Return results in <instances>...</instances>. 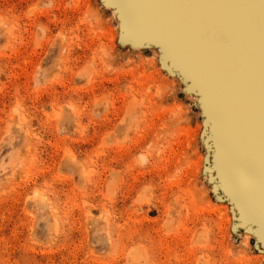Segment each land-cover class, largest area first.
<instances>
[{
	"label": "rangeland",
	"instance_id": "obj_1",
	"mask_svg": "<svg viewBox=\"0 0 264 264\" xmlns=\"http://www.w3.org/2000/svg\"><path fill=\"white\" fill-rule=\"evenodd\" d=\"M119 9L0 0V264H264L234 228L199 93L160 46L122 39ZM237 130L264 206L242 102Z\"/></svg>",
	"mask_w": 264,
	"mask_h": 264
},
{
	"label": "bare ground",
	"instance_id": "obj_2",
	"mask_svg": "<svg viewBox=\"0 0 264 264\" xmlns=\"http://www.w3.org/2000/svg\"><path fill=\"white\" fill-rule=\"evenodd\" d=\"M148 1L104 3L119 6L124 41L134 47L145 43L160 46L168 66L179 69L189 79L188 88L199 93L215 145L214 168L238 211L234 228L244 226L264 242V206L244 168L237 130L242 102L251 154L264 179V3L164 0L190 28L191 35L185 39L171 27L163 8L158 10ZM206 144L210 147L208 141ZM210 177L214 179L212 174Z\"/></svg>",
	"mask_w": 264,
	"mask_h": 264
}]
</instances>
